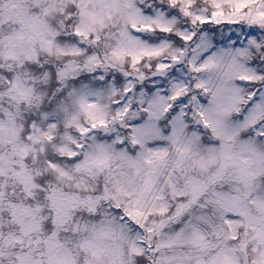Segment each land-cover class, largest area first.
Wrapping results in <instances>:
<instances>
[{
    "label": "snow or ice",
    "instance_id": "1",
    "mask_svg": "<svg viewBox=\"0 0 264 264\" xmlns=\"http://www.w3.org/2000/svg\"><path fill=\"white\" fill-rule=\"evenodd\" d=\"M0 264H264V0H0Z\"/></svg>",
    "mask_w": 264,
    "mask_h": 264
}]
</instances>
